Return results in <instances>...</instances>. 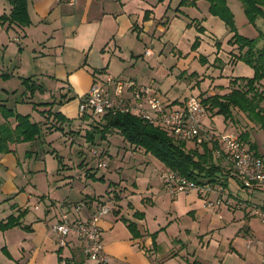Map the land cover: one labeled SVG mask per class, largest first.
<instances>
[{
	"label": "crops",
	"instance_id": "0c3cea01",
	"mask_svg": "<svg viewBox=\"0 0 264 264\" xmlns=\"http://www.w3.org/2000/svg\"><path fill=\"white\" fill-rule=\"evenodd\" d=\"M179 2L75 0L69 6L63 0H27L29 26L0 22V46L4 49L0 96L8 93L4 87L13 79L20 84L24 79L32 83L33 79L47 80L61 89V99L41 103L58 105L56 112L72 120L73 126L80 122L79 98L106 75L151 87L164 103L173 106L191 96L227 94L235 78H251L250 71L234 73L233 68L243 63L233 59L238 51L227 44L231 34L222 21L209 14L208 3L199 0L192 7H178ZM10 10L8 2L0 0V17L8 16ZM196 39L198 46L192 50ZM10 40L17 46H12ZM11 49L18 58L17 65L5 60V52ZM198 65L202 67L200 72ZM235 114L248 124L240 134L247 136L244 143L249 148L254 145L251 151L264 159L251 134L258 127L243 113L234 110ZM3 122L2 118L0 124ZM203 125L218 134L230 133L227 126L218 132L209 115ZM185 147L201 151L190 143ZM217 149L212 153L220 169L216 183L210 184L214 192L202 197L196 192L170 196L160 180L165 169L155 173L157 178L150 175L145 179L144 188L136 183L130 187L120 183L114 191L108 187L104 196L103 191L90 188L88 180L104 183L105 175L75 169L78 163L74 159L67 163L61 159V168L56 172L57 190L44 195L33 189L29 179L25 184L16 182L20 161L15 153L1 155L0 166L7 181L0 183V195L1 202L8 205L1 220L19 216V226L4 232L5 249L16 245V264H95L85 258L83 242L69 236L66 245L61 246L51 226L62 215L71 222H85L99 206L112 204L111 212L98 222L107 264H262L264 226L255 210L264 208V191L242 188L227 168V172L221 169L220 165L227 164ZM98 155L108 156V151H98ZM157 165L162 166L159 162ZM217 199L219 204L206 206V201ZM40 202L44 204L41 210ZM80 204L75 210L74 206ZM121 218L135 225L136 237Z\"/></svg>",
	"mask_w": 264,
	"mask_h": 264
},
{
	"label": "trees",
	"instance_id": "16d2710c",
	"mask_svg": "<svg viewBox=\"0 0 264 264\" xmlns=\"http://www.w3.org/2000/svg\"><path fill=\"white\" fill-rule=\"evenodd\" d=\"M6 1L11 6V10L8 16L0 17V22L18 27L29 26L27 0ZM197 1L199 0H180L178 7H192ZM204 1L209 5V14L217 17L228 28L231 37L227 44L236 47L238 51L233 59L249 66L253 70V76L251 78H235L230 82L232 89L227 94L201 97L199 99L206 109L207 115L211 117L221 115L224 121L227 122L232 121L233 111L236 110L243 113L251 123L258 124L264 132V89L262 91L257 90V87L264 80V46L257 48L256 39H248L237 33L233 24V15L226 0ZM238 1L241 3L243 13L250 24L255 25L257 19H264V0ZM197 31L203 33L202 28H197ZM259 37L264 38V35L260 32ZM198 42L196 39L192 45V50L197 48ZM216 45L219 46V44ZM200 60L204 61L201 58ZM29 82L31 81L23 80L22 84L30 87ZM262 104L263 106H261ZM37 105L48 108L52 104L39 103ZM0 114L4 120L0 124V154L12 153V145L33 142L39 139L42 125L46 124L31 122L29 115L16 114L1 103ZM41 114L43 117L46 116L47 121L52 119V126L59 130H62L63 125L70 126L72 124V120L65 118L58 112H52L51 108L41 111ZM10 119L13 120V123L9 121ZM83 123L92 126L91 130L85 133L87 141H92L94 132H99L101 139H103L106 134L115 131L134 148L153 156L164 165L166 170L176 172L197 183L214 184L217 181V174L220 169L215 166L212 155L216 149V144L211 146L209 143L204 142L200 146L201 151L186 149V143L176 141L168 131L128 114L107 115L101 119L87 118ZM239 137L241 141H247L245 134ZM250 149L254 151V145H250ZM58 160L61 164L60 157ZM88 171L86 170L87 173H89ZM99 180H102V178ZM121 220L136 237L135 225L124 218H121ZM18 222L19 216L10 215L5 223H0V228L7 230L17 227L19 226Z\"/></svg>",
	"mask_w": 264,
	"mask_h": 264
},
{
	"label": "rangeland",
	"instance_id": "374dc122",
	"mask_svg": "<svg viewBox=\"0 0 264 264\" xmlns=\"http://www.w3.org/2000/svg\"><path fill=\"white\" fill-rule=\"evenodd\" d=\"M226 2L232 12L233 24L237 33L248 39H256L257 48L263 47L264 38H258V36L260 32L264 35V19L259 18L256 20L255 25H252L247 21L243 13L242 5L238 0H227ZM9 42H11L12 46H17V43L13 40H10ZM3 50L4 49L0 46V58ZM5 53V60H10L13 65H17L18 58L13 55L14 52L12 49ZM26 60H28V57ZM198 68L200 69L197 71H202L200 65H198ZM233 70L234 73L238 75L244 74V71H250L253 73V70L244 63L240 68L236 67L233 68ZM10 72L11 70L9 73ZM33 80V83L29 82L30 87H27L28 85L20 84L16 79H13V81L7 83L6 88L4 87L8 93H3V95L0 96V103L4 104L8 109L13 110L14 113L19 115H29L31 122H37L40 124L46 123L45 125H42V132L39 139H36L33 142L12 145V147H14L12 153H15L16 158L20 161V165L16 170L18 175L16 182L25 184L27 179H29L34 186V190L38 193L48 195V192L57 190L55 188V183L59 176L56 172L57 169L61 168L58 158L60 157L65 163L70 161V159H74L78 163V166H76L75 169H79V171L89 170V173H94L97 176L105 175L106 181L104 183L99 181L95 182V180H88L90 188L93 187L97 188L99 191H103L102 195L105 196V190H107L108 187L110 191H114L118 186L120 187V185L130 187L132 183H136L139 187L144 188L142 186L144 185L145 179L149 178L150 175L157 178L155 173L159 170L165 169L164 165L158 167L157 164L159 161L150 154H145L143 151H132L131 147L133 146L124 141L115 131L106 134L103 139H101L99 132H94L92 141H87L85 133L86 131H90L92 126L81 121L76 122L73 126L63 125L62 130L54 128L52 126L53 120L50 119L47 121L46 116L43 117L41 114V111L49 109L50 107L38 106L37 104L46 102L47 100H51L52 103L56 101L57 103L61 99L58 93L61 89L55 88L51 82L42 78L39 80ZM262 84L257 87L258 91L264 89V80H262ZM0 87H2V85H0ZM45 89L47 91H43ZM46 93L47 96L44 97L43 95ZM261 106H263V104ZM57 107L58 105L54 104L52 106V112H56L58 110ZM1 120L2 116L0 114V122ZM232 120V124H230L231 122H227L225 125L223 116L214 115L212 116V125L221 133L227 126L230 133H235L237 135H240L243 133V130L247 129L248 124L240 115L235 114ZM254 125L258 128L253 129L251 134L260 153L264 154V132L259 128L258 124L254 123ZM76 131L77 133H75ZM71 137L73 141H71ZM102 150L108 151V156L104 157L103 155H98V151ZM31 151H33V153ZM95 151L97 153L92 154V152ZM1 155L5 154H0V156ZM102 161L105 166L107 164L109 167L105 168L104 166V168L101 167L97 169V164L102 163ZM82 163H84L83 166H81ZM220 166L223 171H230V166L228 164L225 167L222 165ZM226 168L228 170H226ZM22 176L26 179L22 180ZM2 181H7V176L0 166V183ZM54 194L57 197L60 196V194H56L55 192ZM1 200L2 198L0 195V223H5L6 220L2 221L1 217L4 215V209H8V205L1 202ZM33 202L34 201L32 200L31 203ZM35 203L37 205V202ZM33 205L34 203L30 205L31 208ZM111 205L112 204H107V207L111 209ZM38 207L39 210H41L43 209L44 204L40 202ZM5 231L6 230L0 228V264H16L18 250L16 245L14 246L13 244L6 248L7 250L5 249ZM8 237L10 238V242H12V236L10 235Z\"/></svg>",
	"mask_w": 264,
	"mask_h": 264
},
{
	"label": "built area",
	"instance_id": "2783aa9c",
	"mask_svg": "<svg viewBox=\"0 0 264 264\" xmlns=\"http://www.w3.org/2000/svg\"><path fill=\"white\" fill-rule=\"evenodd\" d=\"M69 6L75 0H63ZM128 114L140 118L147 123L160 127L170 133L179 142L200 147L202 143L217 144L225 162L230 166V175L244 189L259 188L264 191V159L251 151L235 133L218 134L203 125L207 112L198 97L191 96L180 105L164 103L151 87L143 86L133 80H121L106 75L101 81H94L78 103V118L101 119L104 116ZM96 152H92L94 154ZM104 163L98 167H104ZM160 180L170 196L196 192L199 196H207L214 192L210 184L194 182L176 172L163 170ZM220 200L206 201L212 208ZM81 204L74 206L79 210ZM111 209L99 206L85 222H71L67 215L51 226V231L58 238L61 246L66 245L67 238L74 236L83 242V253L87 260L95 264H107L104 253L99 220L109 214ZM255 216L264 226V208L256 209ZM264 264V253L262 256Z\"/></svg>",
	"mask_w": 264,
	"mask_h": 264
}]
</instances>
